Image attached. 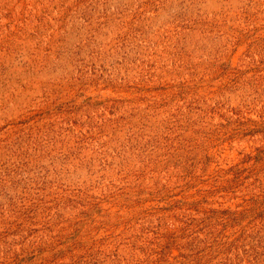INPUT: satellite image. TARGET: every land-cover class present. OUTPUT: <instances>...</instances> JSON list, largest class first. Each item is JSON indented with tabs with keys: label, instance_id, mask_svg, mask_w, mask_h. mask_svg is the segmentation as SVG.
<instances>
[{
	"label": "rangeland",
	"instance_id": "1",
	"mask_svg": "<svg viewBox=\"0 0 264 264\" xmlns=\"http://www.w3.org/2000/svg\"><path fill=\"white\" fill-rule=\"evenodd\" d=\"M0 264H264V0H0Z\"/></svg>",
	"mask_w": 264,
	"mask_h": 264
}]
</instances>
